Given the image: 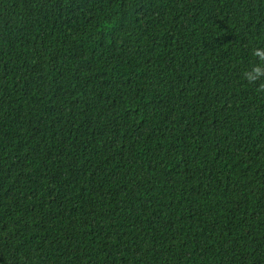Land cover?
Returning <instances> with one entry per match:
<instances>
[{"label": "trees", "instance_id": "trees-1", "mask_svg": "<svg viewBox=\"0 0 264 264\" xmlns=\"http://www.w3.org/2000/svg\"><path fill=\"white\" fill-rule=\"evenodd\" d=\"M264 0H0V264H264Z\"/></svg>", "mask_w": 264, "mask_h": 264}, {"label": "clouds", "instance_id": "clouds-1", "mask_svg": "<svg viewBox=\"0 0 264 264\" xmlns=\"http://www.w3.org/2000/svg\"><path fill=\"white\" fill-rule=\"evenodd\" d=\"M252 54L259 59L260 63L255 64L246 71L244 79L250 84H256L259 81H264V48H255ZM257 91L264 93V83L259 85Z\"/></svg>", "mask_w": 264, "mask_h": 264}]
</instances>
